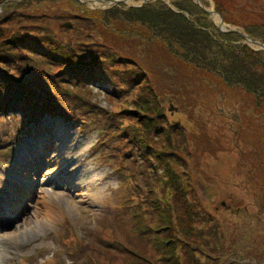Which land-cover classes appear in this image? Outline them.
<instances>
[{"label":"rangeland","instance_id":"obj_1","mask_svg":"<svg viewBox=\"0 0 264 264\" xmlns=\"http://www.w3.org/2000/svg\"><path fill=\"white\" fill-rule=\"evenodd\" d=\"M12 1L0 2V83H8L4 74L23 82L26 67L45 71L59 90L49 97L58 116L44 112L24 136L21 116L0 117V173L19 178L0 198V264L72 263L55 238L63 220L93 245L81 264H264V102L256 108L243 87L179 58L146 27L109 23L111 9L140 8L144 0L121 8L74 0L3 6ZM155 1L180 12L179 0ZM216 2L226 19L220 27L194 9L183 15L209 33L202 45L214 54V41L234 50L225 65L232 67L234 52L252 64L246 56L264 51L216 34L264 26V0L201 5L216 12ZM251 66L238 71L263 81V69ZM75 68L81 71L72 75ZM30 78L23 84L30 87ZM133 211L147 234L128 220Z\"/></svg>","mask_w":264,"mask_h":264},{"label":"trees","instance_id":"obj_2","mask_svg":"<svg viewBox=\"0 0 264 264\" xmlns=\"http://www.w3.org/2000/svg\"><path fill=\"white\" fill-rule=\"evenodd\" d=\"M4 1L6 0H0V2ZM19 1L20 0H14L11 3H7L3 6H18L16 3H19ZM74 1L77 2L76 0ZM77 3L80 4L79 2ZM175 6L180 12H173L160 1H155L152 4H144L140 8H128V10L126 11H122L120 9H111L107 12V15L111 14L112 17L110 18L111 20L109 21V23L112 24L116 23L118 20H121L122 23H127V25H131L137 30H139V28H143V26L146 27L150 30V32H152V38L154 40L161 41L171 53L175 54L181 59L183 56L186 61L193 62L194 64L200 62L199 66L201 68L216 72L220 76L222 81L228 86H231L232 84L239 87L241 86V88L243 87L242 90H244V93L251 99L255 100V107H261V104L264 102V80L262 81L261 77L257 79L256 76L252 74L253 72H251L250 70L240 73L238 71V64H241L242 66L252 65L250 68L252 69L257 63L259 68L263 69L264 71V52L248 54L246 56L247 62L253 60L251 61L252 64L244 63V58L237 59V55H235L234 52L233 57L235 58L232 67L230 68V63L225 65L224 61H226V59H230V53H232L234 50L231 49L230 46L221 44V41L213 40V45L215 44L217 47V53L214 54L213 52L215 51L211 48L212 46L206 48L207 46L202 45L203 43H207L206 41L212 40L209 37V33L203 31L198 24L195 25L193 22L185 19L183 15L184 11L190 14L191 9H194L202 18L206 19L207 15L202 11V9L198 7V5L196 6L195 4H193L190 0H179L175 4ZM215 6L217 7L216 12L225 21L226 19L224 18L222 12L223 9L219 7V3L216 2ZM117 8H121V6ZM101 14H104L105 17L100 18V20H105V18L107 19L105 13H100L98 15ZM244 30L245 34L252 40L264 43V26H259L258 29L257 27H245ZM216 35L221 38H240L233 32H222L217 33ZM114 36L116 37V35ZM25 40H29V36ZM18 41L19 44H29V42L27 41L24 42L23 38H19ZM199 41L201 42V44ZM199 47H202L199 51V55L202 54L200 60L198 58L199 55L196 52V48ZM31 54L38 57L37 54L35 55V53L33 52H31ZM38 55L43 59L47 54H45V52L38 51ZM50 56L52 59L53 57L51 54ZM63 56L66 57L65 55ZM24 58L25 57L19 58L18 60V64L19 66L21 64V67L22 59ZM248 58L251 60H249ZM27 63L28 61H25L23 66L25 67ZM95 63L96 62H94V64ZM34 71L35 70H32L31 67H26L23 71L24 80L29 79V76L32 75V78H30V87L23 84L24 80L23 82L20 78L19 80H13L6 74H4L2 77L8 83H4V85L0 83V117L4 120L7 119V116L9 115L12 116L11 119L14 118L13 115L21 116V119L23 120L22 122L18 121L17 124L19 123L25 125V127L24 129H20L21 127L18 125L20 129L18 134L22 132L23 136L27 133L28 128L36 124L37 120L42 117L44 112H46L47 114H51L52 116H58V113H56L54 109H51L49 99L51 94L53 98L56 93H59V90L56 88V84L48 80L50 82V87L53 90V93H51V89L44 78L45 74L47 75V73L45 71ZM80 71V68H75L72 75H74L75 73H80ZM35 75H37V79L35 78ZM3 78L1 79L3 82H5ZM46 78L48 77L46 76ZM18 126H15V129ZM0 141L2 142V140ZM105 144V140L99 142L98 152H101L103 154L104 151H102L101 148ZM120 163L121 161L118 163V165H115L113 167V170L117 174V176L121 175L124 171V168L120 165ZM128 220L133 222L134 226L137 227L140 235L148 233L146 227H144L143 224L139 222V215L135 214L134 211L132 212L131 219L128 218ZM102 224L105 225L106 223ZM107 226L109 227V225H105V227ZM112 229H114V227ZM116 229L117 227L113 231V237L115 239L118 238V236L114 234ZM102 234V231L97 230L95 234L93 233L92 235H96V240L102 242ZM55 238L57 240L58 247L64 250L65 256L69 259V261L72 262L69 264H81L85 258H91L86 255H88V251L93 250V245H89L84 240L82 241V237L77 236V234L73 232V228H71L68 220H63V222L59 224V228L56 232ZM97 245H99V243ZM116 245L111 246L113 247ZM120 245L122 248H124V245L122 243H120ZM161 246L164 249L163 243L161 244ZM82 255H84V258L81 260ZM107 262L111 263L113 262V259L107 260Z\"/></svg>","mask_w":264,"mask_h":264},{"label":"water","instance_id":"obj_3","mask_svg":"<svg viewBox=\"0 0 264 264\" xmlns=\"http://www.w3.org/2000/svg\"><path fill=\"white\" fill-rule=\"evenodd\" d=\"M77 2L79 3H82L84 5L87 6V3L86 2H82L81 0H76ZM95 1H102L104 3L105 6H107L108 8L110 7H113V6H118L120 4H123L125 0H113V1H106V0H95ZM155 0H144L142 3H145V4H148L150 2H153ZM192 2H194V4L198 5L202 11L208 16V17H211L212 16V13L217 15L220 19V24L222 25V18L219 14H217L215 11H208L205 7H203L200 3L199 0H190ZM142 4H140L138 7H140ZM103 7V6H102ZM62 28H69L70 27V24L67 23V24H63L61 26ZM220 29V28H219ZM220 32H233L235 34H237L243 41L245 42H250L252 43L253 45H256L258 46L262 51H264V45L258 41H254L252 40L250 37H248L247 35L245 34H242L241 32L237 31V30H225V31H222V30H219Z\"/></svg>","mask_w":264,"mask_h":264},{"label":"bare ground","instance_id":"obj_4","mask_svg":"<svg viewBox=\"0 0 264 264\" xmlns=\"http://www.w3.org/2000/svg\"><path fill=\"white\" fill-rule=\"evenodd\" d=\"M84 1H86V3L89 5V6H91V7H101V6H105L104 5V3L102 2V1H95V0H84ZM113 1V0H112ZM200 1V3H202L204 0H199ZM212 19H213V21L220 27L221 26V24H220V21H219V17H217L215 14H213L212 13ZM6 173L5 172H1L0 173V184H4L6 187H3L2 189H4V190H1V193H0V198L1 199H3V197H4V195L5 194H7L8 193V187L9 186H12L14 183L15 184H18V182H19V178L17 177V176H13L12 178H9V179H7V177H6ZM36 175H34V177H35ZM53 175L51 176V177H49L48 179H46V183L48 182H50L51 183V179H53ZM31 181V180H30ZM78 181H80V185L82 184L81 183V177L78 179ZM24 187H22V186H19V189H18V191L16 192L17 194H22L23 192H24ZM0 199V200H1ZM21 232H19V234H20ZM0 256H2L1 255V253H0Z\"/></svg>","mask_w":264,"mask_h":264}]
</instances>
